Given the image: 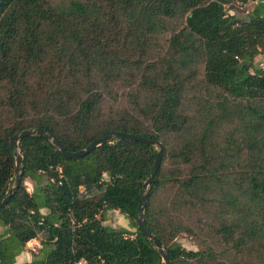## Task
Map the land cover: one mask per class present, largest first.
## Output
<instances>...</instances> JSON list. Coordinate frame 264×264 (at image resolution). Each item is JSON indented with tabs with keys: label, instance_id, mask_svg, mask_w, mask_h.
Listing matches in <instances>:
<instances>
[{
	"label": "trees",
	"instance_id": "1",
	"mask_svg": "<svg viewBox=\"0 0 264 264\" xmlns=\"http://www.w3.org/2000/svg\"><path fill=\"white\" fill-rule=\"evenodd\" d=\"M248 2L0 0V200L11 135L77 151L132 133L162 146L143 216L168 264H264V0L237 15ZM17 148L0 264L30 239L25 264H162L136 224L156 147L112 137L65 159L28 135ZM108 211L127 227L103 224Z\"/></svg>",
	"mask_w": 264,
	"mask_h": 264
},
{
	"label": "water",
	"instance_id": "2",
	"mask_svg": "<svg viewBox=\"0 0 264 264\" xmlns=\"http://www.w3.org/2000/svg\"><path fill=\"white\" fill-rule=\"evenodd\" d=\"M28 135H38L39 137L49 141L59 151L60 155L65 159H74L79 156H82L88 153L94 147L108 142L112 137H115L117 139H125L129 141H138L143 144L156 147L157 150L155 153V158L153 160L152 170L142 183L141 188H142L143 193L140 196V199L138 202V213L136 217V224L139 230L144 235V237L152 242L153 247L156 249V251L161 257L162 264H168V257L166 253L163 251V248L161 247V244L158 241V239L150 232V230L146 226L145 221H144V216H143V209H144V204H145V199H146V194H147V187L151 183L153 176L155 172L157 171L158 166L160 164L161 152H162V146L160 142L156 140L146 139V138L140 137L132 133L113 132L112 134H107L105 136H102L98 139L91 141L84 148H81L77 151H67L63 147V145L60 143V141L52 133L45 132L40 129H23L9 137L8 145H9V148L12 150V154L14 157V168H13L14 183L10 187V189H8L6 194L1 198L0 207L6 203V201L9 199L12 193L18 188V185L20 182V170L19 169H20V163L22 160V156L17 148V143L22 137H25Z\"/></svg>",
	"mask_w": 264,
	"mask_h": 264
},
{
	"label": "rangeland",
	"instance_id": "3",
	"mask_svg": "<svg viewBox=\"0 0 264 264\" xmlns=\"http://www.w3.org/2000/svg\"><path fill=\"white\" fill-rule=\"evenodd\" d=\"M256 0H251L249 1L246 5L242 8H237L236 9V14L245 17L248 13H250L252 6L255 5ZM264 61V52H261L260 54L256 55L253 62L255 65H262ZM24 187L26 188V191L30 192L31 190V182L29 179L25 178L23 181ZM103 224L106 225H111L113 227H120V225L126 226L127 227V221L126 219L120 215L118 212H108L107 214L105 213L103 217ZM177 242L184 247L185 249H195V246L191 243L189 238L185 235H181L178 239ZM26 247V243H25Z\"/></svg>",
	"mask_w": 264,
	"mask_h": 264
},
{
	"label": "crops",
	"instance_id": "4",
	"mask_svg": "<svg viewBox=\"0 0 264 264\" xmlns=\"http://www.w3.org/2000/svg\"><path fill=\"white\" fill-rule=\"evenodd\" d=\"M110 212V211H108ZM106 212V214L108 213ZM111 212H115V211H111ZM122 227H124L123 225H120ZM33 241H35L36 243H38V241L36 239H32ZM39 244V243H38ZM37 249H30L28 248L27 246L25 247V250L22 251L20 254H18L16 257H15V261H14V264H25L26 262L29 261L30 259V254H29V251H33L35 252Z\"/></svg>",
	"mask_w": 264,
	"mask_h": 264
},
{
	"label": "built area",
	"instance_id": "5",
	"mask_svg": "<svg viewBox=\"0 0 264 264\" xmlns=\"http://www.w3.org/2000/svg\"><path fill=\"white\" fill-rule=\"evenodd\" d=\"M248 1H250V0H246V2H248ZM260 67H262V65H260ZM56 170H57V172L59 173L58 174V176L60 177L61 175H60V167H56L55 168ZM80 190H81V188H80ZM133 235L132 234H126V235H124V237L126 238H131ZM26 246L28 247V248H30V249H32V250H34V249H38L39 248V244L38 243H36L35 241H33L32 239H30V240H28L27 242H26ZM85 263V261L83 260V259H79L78 261H76L74 264H84Z\"/></svg>",
	"mask_w": 264,
	"mask_h": 264
}]
</instances>
